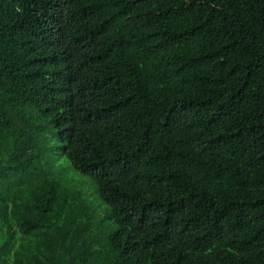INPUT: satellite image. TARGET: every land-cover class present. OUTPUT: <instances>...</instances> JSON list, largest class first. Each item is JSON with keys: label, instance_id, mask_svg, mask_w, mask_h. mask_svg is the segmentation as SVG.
Returning <instances> with one entry per match:
<instances>
[{"label": "trees", "instance_id": "16d2710c", "mask_svg": "<svg viewBox=\"0 0 264 264\" xmlns=\"http://www.w3.org/2000/svg\"><path fill=\"white\" fill-rule=\"evenodd\" d=\"M0 264H264V0H0Z\"/></svg>", "mask_w": 264, "mask_h": 264}]
</instances>
